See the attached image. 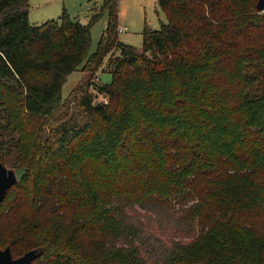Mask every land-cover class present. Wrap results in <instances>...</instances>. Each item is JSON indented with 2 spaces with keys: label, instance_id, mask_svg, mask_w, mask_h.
Here are the masks:
<instances>
[{
  "label": "trees",
  "instance_id": "16d2710c",
  "mask_svg": "<svg viewBox=\"0 0 264 264\" xmlns=\"http://www.w3.org/2000/svg\"><path fill=\"white\" fill-rule=\"evenodd\" d=\"M88 24L29 21L0 0V248L32 264H148L116 247L117 203L193 200L198 236L169 264H264V12L258 0H157L142 48L119 39V0ZM108 23L95 53L91 29ZM112 74L102 83L105 59ZM82 79L62 97L68 76ZM105 101H97L99 97ZM33 120V122L31 121Z\"/></svg>",
  "mask_w": 264,
  "mask_h": 264
},
{
  "label": "rangeland",
  "instance_id": "374dc122",
  "mask_svg": "<svg viewBox=\"0 0 264 264\" xmlns=\"http://www.w3.org/2000/svg\"><path fill=\"white\" fill-rule=\"evenodd\" d=\"M29 4V20L37 25L52 19L58 20L63 9L72 18H78L81 23L88 24L91 15L99 9L102 1L29 0ZM118 10V29L127 28V31L119 33L120 41L138 49L142 48V32L145 25L156 30L166 21L157 0H119ZM107 23L108 15L104 13L93 25L89 55L96 52ZM107 60L108 58L97 75L102 83H110L112 80ZM82 77L81 67L68 76L61 91L63 98L70 94ZM97 101L105 100L100 96ZM0 109L3 110L2 105ZM6 130H9L8 121L1 115L0 132ZM12 170L19 179L22 171ZM192 204L193 200H183L182 204L175 203V207L161 206L157 202L140 205L118 202L119 231L111 245L123 248L136 246L148 264H169L175 254V245L192 242L200 232L193 212L190 211Z\"/></svg>",
  "mask_w": 264,
  "mask_h": 264
},
{
  "label": "water",
  "instance_id": "95a60500",
  "mask_svg": "<svg viewBox=\"0 0 264 264\" xmlns=\"http://www.w3.org/2000/svg\"><path fill=\"white\" fill-rule=\"evenodd\" d=\"M258 10L264 12V0H258ZM18 181L14 170L7 168L0 162V204L3 202L8 190ZM42 254L41 249H33L19 258H13L9 247L0 248V264H32Z\"/></svg>",
  "mask_w": 264,
  "mask_h": 264
},
{
  "label": "built area",
  "instance_id": "2783aa9c",
  "mask_svg": "<svg viewBox=\"0 0 264 264\" xmlns=\"http://www.w3.org/2000/svg\"><path fill=\"white\" fill-rule=\"evenodd\" d=\"M125 31H127V28H120V29H118V32H119V33H123V32H125Z\"/></svg>",
  "mask_w": 264,
  "mask_h": 264
},
{
  "label": "crops",
  "instance_id": "0c3cea01",
  "mask_svg": "<svg viewBox=\"0 0 264 264\" xmlns=\"http://www.w3.org/2000/svg\"><path fill=\"white\" fill-rule=\"evenodd\" d=\"M30 11V10H29ZM63 11V10H62ZM60 17V16H59ZM52 20H54V19H52ZM30 21V20H29ZM49 21V20H48ZM30 23H32V22H30ZM32 24H37V23H32Z\"/></svg>",
  "mask_w": 264,
  "mask_h": 264
}]
</instances>
